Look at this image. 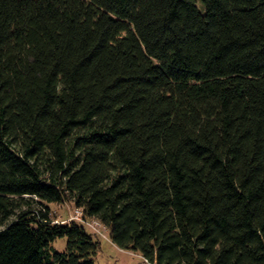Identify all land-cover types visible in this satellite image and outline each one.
<instances>
[{
  "label": "trees",
  "instance_id": "obj_1",
  "mask_svg": "<svg viewBox=\"0 0 264 264\" xmlns=\"http://www.w3.org/2000/svg\"><path fill=\"white\" fill-rule=\"evenodd\" d=\"M201 1L0 0V264H95L64 201L153 264H264V0Z\"/></svg>",
  "mask_w": 264,
  "mask_h": 264
},
{
  "label": "rangeland",
  "instance_id": "obj_2",
  "mask_svg": "<svg viewBox=\"0 0 264 264\" xmlns=\"http://www.w3.org/2000/svg\"><path fill=\"white\" fill-rule=\"evenodd\" d=\"M198 5L203 9L201 0H198ZM51 215L56 223H70L74 219L79 222L84 221L85 230L88 233H92L101 244L94 256L95 264H153L141 254L133 250H126L113 243L110 238L109 229L105 225H100L99 223L94 224L93 218H85L83 216V210L77 207L74 202L64 201L62 203L51 204ZM88 221L93 222V225L88 224ZM66 243V238H60L54 245L61 251L67 248Z\"/></svg>",
  "mask_w": 264,
  "mask_h": 264
},
{
  "label": "built area",
  "instance_id": "obj_3",
  "mask_svg": "<svg viewBox=\"0 0 264 264\" xmlns=\"http://www.w3.org/2000/svg\"><path fill=\"white\" fill-rule=\"evenodd\" d=\"M93 221H94V224H95V223H99L100 225H104V224H102V223H101L99 220H97V219H94ZM81 222L84 223V221H81ZM92 223H93V222H91V221L89 222V221H88V224L93 225Z\"/></svg>",
  "mask_w": 264,
  "mask_h": 264
}]
</instances>
